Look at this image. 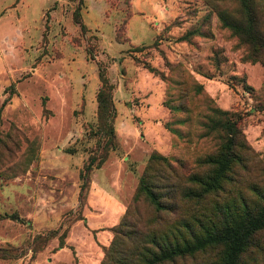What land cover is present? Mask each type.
<instances>
[{
    "label": "rangeland",
    "instance_id": "rangeland-1",
    "mask_svg": "<svg viewBox=\"0 0 264 264\" xmlns=\"http://www.w3.org/2000/svg\"><path fill=\"white\" fill-rule=\"evenodd\" d=\"M76 7L84 32L72 19ZM218 9L236 16L240 4L0 0V264H101L120 226L152 231L156 211L134 199L150 155L168 158L179 186L187 184L219 144L213 111L242 116L264 163V65ZM100 66L113 85L115 140L80 201V169L107 139L97 115ZM164 164H153L155 178L160 170L162 182L176 181ZM193 207L180 202L177 214L159 215L172 220ZM258 239L245 264H264V234ZM216 257L208 250L176 264Z\"/></svg>",
    "mask_w": 264,
    "mask_h": 264
},
{
    "label": "trees",
    "instance_id": "trees-1",
    "mask_svg": "<svg viewBox=\"0 0 264 264\" xmlns=\"http://www.w3.org/2000/svg\"><path fill=\"white\" fill-rule=\"evenodd\" d=\"M238 2V15L218 9V18L248 46L254 61L259 60L264 65L261 59L264 37L258 28V11H264V0ZM72 19L84 32L86 27L79 7L73 10ZM98 76L101 82L96 94L99 129L107 139L101 152L93 151L80 169V201L89 186L90 172L103 164L115 140L113 85L101 66ZM213 112L217 119L209 128L210 132H217L219 144L198 160L201 169L187 176V184L179 186V176L168 158L158 153L150 155L134 199L143 196L148 200L157 213V225L146 232H126L122 226L114 230V239L104 249L101 264H176L178 260L208 250L217 252L212 264H245L244 257L251 247L259 246L258 237L264 234V163L245 137L242 116L224 110ZM160 163L169 167L176 181L162 182L160 170L155 178L151 172L153 164ZM180 202H193L195 207L190 213L172 220L159 215L177 214ZM120 235L129 243L126 244ZM59 246H64L63 239ZM1 257L4 258V254Z\"/></svg>",
    "mask_w": 264,
    "mask_h": 264
}]
</instances>
